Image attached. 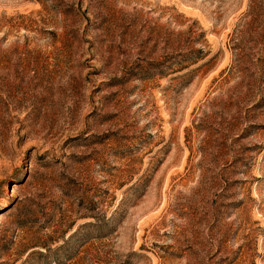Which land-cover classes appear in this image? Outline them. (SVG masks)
I'll return each instance as SVG.
<instances>
[{
	"label": "rangeland",
	"instance_id": "1",
	"mask_svg": "<svg viewBox=\"0 0 264 264\" xmlns=\"http://www.w3.org/2000/svg\"><path fill=\"white\" fill-rule=\"evenodd\" d=\"M0 264H264V0H0Z\"/></svg>",
	"mask_w": 264,
	"mask_h": 264
},
{
	"label": "trees",
	"instance_id": "2",
	"mask_svg": "<svg viewBox=\"0 0 264 264\" xmlns=\"http://www.w3.org/2000/svg\"><path fill=\"white\" fill-rule=\"evenodd\" d=\"M166 73H167L166 71H161V72H160V74H162V75H164V76H165ZM19 225H20V227H23V226H24V224H19Z\"/></svg>",
	"mask_w": 264,
	"mask_h": 264
}]
</instances>
